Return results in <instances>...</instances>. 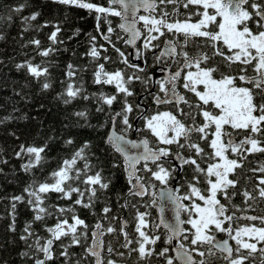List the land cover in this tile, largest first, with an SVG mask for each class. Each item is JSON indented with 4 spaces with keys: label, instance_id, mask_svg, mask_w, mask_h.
Instances as JSON below:
<instances>
[{
    "label": "snow or ice",
    "instance_id": "snow-or-ice-1",
    "mask_svg": "<svg viewBox=\"0 0 264 264\" xmlns=\"http://www.w3.org/2000/svg\"><path fill=\"white\" fill-rule=\"evenodd\" d=\"M52 2L96 12L98 32L99 20L103 16L108 27L106 33L101 32L100 36L119 54L125 65L128 58L113 42L112 34L116 30L107 19L109 16L124 21L118 27L128 36L125 43L135 45L142 40L146 51L161 49L157 60L167 58L177 63L167 78L157 81L159 91L153 95L155 104L172 105L173 110L157 112L145 118L143 131L155 138L154 144H150L147 138L137 142L126 135L132 130L129 116L134 111L127 97L135 95L134 81L146 84L147 78L126 75L120 69L109 72L104 63H98L93 74L95 84L115 87V94H99L98 100L102 105L110 109L118 96L123 95L121 110L109 114L107 123L99 124L98 128L109 129L102 140L112 155L111 168L123 170L125 174L128 188L120 196L123 200L120 208L136 210V239L127 231V219L122 220L117 232L113 223L121 217L112 214L113 208L109 204L102 207V219L92 226L77 214L79 206L96 215L92 210L100 200L98 192L106 194L112 186V179L104 175L105 168L101 166L99 157L90 153L92 142L85 141L50 174L51 183L47 180L34 181L24 187L22 194L10 198L9 231L16 232L17 204L26 205L32 213L20 240L29 249L42 254V258L35 256L34 264H55L57 255L64 258L65 264H81L88 257L94 258V264H117L116 260L105 259L102 254L106 233L116 234L117 240L122 235L120 248L128 250V255L135 252L141 261L159 256L165 259L166 264H173V258L168 256L169 248L159 251L156 248L161 236L150 235L146 231L151 229L150 213L139 211L138 203H134L133 199L150 195L153 199L146 207L155 204L157 185L154 182L167 186L170 180L176 178L175 174L183 172L186 166L190 170V179H183V195L179 194V188L168 187L160 191L161 198L176 205V223L164 224L170 232L166 242L171 244L178 234L188 241V246L180 243L176 247V256L182 264H208L204 258L214 255V249L223 254L227 264H253L257 253L262 257L260 264H264V215L237 216V212L252 209L253 203L264 202V163L249 168L251 176H245L243 171L246 161L252 163L248 161L249 156L264 155V0H108V6L90 0ZM26 6L22 4L14 11L19 13ZM169 6H172L170 10ZM190 6L194 11L179 19L180 7L188 10ZM141 10L146 14L138 15ZM40 16L39 11H34L23 20L31 27V22ZM193 16L197 17L194 22ZM141 23L143 30L138 27ZM47 26L48 22L38 25L39 28ZM53 27L55 30L48 39L55 44L62 29L58 24ZM161 37H165L163 47L161 43H154ZM0 39L3 37L0 36ZM116 39L123 37L117 35ZM90 41L86 54L98 61L107 48L103 44L97 46L96 36H90ZM30 43L40 49L39 39H32ZM54 51V48L48 47L38 51V55L48 57ZM103 59L108 61L111 58L105 55ZM132 67L143 72L138 65ZM16 68L26 70L40 81L42 90L52 87L48 80L49 68L43 63L34 64L26 60L17 64ZM67 76L70 80L76 76L71 64L68 65ZM42 77L45 78L43 81ZM181 89L185 90V94H181ZM186 93H191L195 99L189 98ZM82 94V85L70 82L65 90L67 98L64 103ZM83 98L88 99L87 96ZM139 107V104L135 105L136 109ZM97 111L103 112L104 108H97ZM75 115L85 117L87 113L77 112ZM118 118L123 125L120 131H117ZM66 143L73 144V141L69 139ZM47 148V144L39 147L20 144L16 157L28 158L26 163L21 164V169L28 173L42 167ZM92 157L97 160L96 164L91 162ZM80 161H83L82 166H78ZM237 169L241 170L239 174ZM241 177L245 186L238 188ZM253 178L255 184L249 190L246 185ZM51 193L58 194L59 200L71 201V205L53 207L48 203ZM238 196L243 208L233 203ZM105 199L110 198L105 196ZM181 211L187 213L186 221L179 219ZM53 216L56 222L48 226L47 219ZM241 219L259 221L260 226L256 223L241 226ZM105 221L108 222L107 228L104 227ZM37 222L43 226L47 236H41L34 229L33 225ZM161 223H164L163 220ZM184 223L190 227L182 228ZM234 224L237 226L233 227ZM159 227V224L155 225V228ZM217 233H224L228 238L218 240ZM90 237L91 244L88 243ZM30 240L32 243H28ZM230 240L234 241V245L229 243ZM54 246L59 247L58 253ZM77 246L83 249V256L74 260L69 249ZM106 251L119 257L125 255V252L111 246ZM21 255L28 256L29 253ZM195 256L200 259H195Z\"/></svg>",
    "mask_w": 264,
    "mask_h": 264
},
{
    "label": "trees",
    "instance_id": "trees-1",
    "mask_svg": "<svg viewBox=\"0 0 264 264\" xmlns=\"http://www.w3.org/2000/svg\"><path fill=\"white\" fill-rule=\"evenodd\" d=\"M90 2L108 6V0H90ZM22 4L27 6L21 12H15L14 9ZM171 7L169 6V10ZM34 11H39L41 16L36 21H32L31 27H29L23 17L31 15ZM191 11H194L191 6L188 10L180 7L178 18L184 19V16ZM97 16L98 14L94 11L90 12L87 9L53 3L52 0H0V36L3 37L0 39V121H2L0 123V161H7V163L0 162V170H2L0 171V264H34L35 256L39 255L42 258V254L36 253L34 249H29L28 245L20 240L26 222L32 219V213L26 205L17 204L16 232L8 230L11 223L10 198L22 194L24 187L34 181L44 182L47 180L51 183L50 174L57 170L62 161L68 159L85 141L92 142L90 153H95V157H99L102 162L101 166L105 168L104 175L110 176L112 179V186L106 194L98 192L100 200L92 210L96 215L79 206L76 208L77 214L92 226L102 219L100 211L105 204H109L113 208V215L123 210L120 208V204L123 203L120 196L127 191L125 174L123 170L111 168L112 155L109 154L108 146L102 140L108 128H98L99 124L107 123L109 114L121 110L123 95L118 96L117 102L110 109L107 105H102L98 100L99 94L101 92L109 95L115 94V87L95 84L93 74L96 65L104 63L105 69L109 72L120 69L126 75L136 74L142 79L147 78L146 84L140 81L133 82L132 87L135 95L127 97V100L133 104L134 111L137 112L135 105L139 103V97H141L143 102L149 106L148 114H150L154 108L153 75L156 62L155 55L151 51H145L144 55L139 53L141 63L130 62V45L125 43L127 36L118 27L120 18L109 16L107 19L111 21V26L116 30L112 34L113 42L128 58L127 65L122 63L119 54L100 36L101 32L106 33L108 27L103 16L99 20V32L97 31ZM192 19L194 22L197 17L193 16ZM45 22H48L47 27H38ZM56 24L61 27L62 31L58 34L57 42L53 44L48 37L55 30L53 25ZM117 35L123 39H116ZM90 36L97 37V46L103 44L107 48V52L102 51L98 61L86 54L91 45ZM164 38L161 37V40ZM32 39L41 41L39 50L30 43ZM48 47L54 48L55 51L48 57L38 55V51ZM139 47H142V40L139 41ZM105 55L111 59L105 61L103 59ZM26 60H30L34 64L43 63V66L49 68L50 77L48 80L52 84L50 89L42 90L40 81L31 77L26 70L16 68L17 64ZM69 64L73 65L76 71V76L71 80L67 76ZM132 65H138L143 69V72L138 71ZM44 79L42 77L41 81ZM70 82H75L78 86L82 85L83 94L70 100L69 103H64L67 98L65 90ZM84 96H87L88 99H84ZM100 107L104 108L103 112L97 111V108ZM77 112H86L87 115L78 117L75 115ZM134 113L130 114V117ZM69 139L73 141V144L66 143ZM20 144L37 147L48 145L42 167L28 173L21 169V164L26 163L28 158L16 157L15 153L19 151ZM90 153L88 154L90 155ZM95 157L91 158L93 164L97 163ZM116 159L119 160L120 157L117 155ZM82 165L83 161L78 162V166ZM249 168L252 166L246 161L243 169L245 176L252 175L248 171ZM240 172L241 170H238L237 173ZM182 175L190 176L187 166ZM241 180L244 178L241 177ZM253 180L255 179L253 178ZM253 180L246 185L249 190H252L255 184ZM181 182L183 183V179ZM57 196L56 193H51L49 196L48 203L53 207L71 205V201L59 200ZM105 196L110 199L106 200ZM233 203L244 207L239 196ZM254 207L263 210L264 202L262 204L256 202L253 204ZM55 222V216L47 219L48 226L54 225ZM33 227L41 236L48 235L44 232L40 222L34 224ZM90 240L91 237L88 243ZM28 243H32V241L30 240ZM54 250L58 253L60 249L58 246H54ZM23 252H28L29 255L22 256ZM69 253L75 260L83 256V249L78 246L73 247L69 249ZM87 260H82L81 264H85ZM55 264H65L64 258L57 255Z\"/></svg>",
    "mask_w": 264,
    "mask_h": 264
},
{
    "label": "flooded vegetation",
    "instance_id": "flooded-vegetation-1",
    "mask_svg": "<svg viewBox=\"0 0 264 264\" xmlns=\"http://www.w3.org/2000/svg\"><path fill=\"white\" fill-rule=\"evenodd\" d=\"M141 27L143 30L142 23H141ZM164 39H162L161 41L154 42V43H161V45H162V41ZM141 49H142L143 55H144L146 50H144L143 47H141L140 52H141ZM151 52L153 55H155V57H154L155 62H156L155 68H154V70L156 72L155 74L157 75L158 73H162V74H158L157 76H155L156 77L155 81L153 79V82H154L153 91H154V94H156L159 91L157 81L167 78L164 75V72H165L164 65L169 64V68H167V67H165V68L167 69V72L170 74V70L171 71L175 70L177 62L176 61H169L167 58H162L160 60H157L156 57L159 55L160 49H154ZM153 77H154V75H153ZM180 91H181V94H185V90L181 89ZM186 94L189 98L195 99V97L192 96L191 93H186ZM138 104L140 105V107H139V109H137V112L133 111V113L135 112L134 115L133 116L131 115V117L129 116V122L132 125V130L128 131L126 135H129L131 138H136V139L141 138V137H147L150 141V144H154L155 138L152 137L150 134H146L145 131H143L144 130V124H145V118L147 116L156 114L157 112H164V111L173 110V106L172 105H164V104L157 105L154 103L153 111L150 114H148L149 106L145 102H143L141 97H139V103ZM122 128H123V125L119 122V118H118L117 131L122 130ZM105 129H107V128H105ZM137 130H140V131H137ZM108 131H109V129L107 130V132ZM229 131H231V129H229ZM248 160L252 161V163H250L252 167H256V166H258V163H264V155L255 154V155L249 156ZM173 163H175V162H173ZM238 170H240V169H237V172H238ZM175 175H176V178L173 180H170L169 185H167V186L161 185V184H159V182H154L157 185V188H156L157 197H156V203L155 204H152L150 207H146V205L151 204V200L153 199L150 195L146 196L142 199L139 197L134 198L133 202L138 203L139 211H141V212L148 211L150 213V216L148 219L151 223V229H146V231H148L150 235H160L161 236V240L158 241L157 245H156L157 250L159 251L161 248H164V247L169 248L168 256L173 258V264H182L181 259L176 256V247L180 243H184L185 246H188V241L183 240L182 235L178 234V236H176L173 239L171 244L166 242L167 237L170 235V232L166 227H164L165 223L160 222V214H159L158 208L156 206L157 203L161 202L159 194H158L160 187H162V188H168V187L179 188V194H181V195L184 194L185 188L181 187V185H182L181 179H184V178L190 179V176L189 175H182V172H178ZM230 178H232V177H230ZM254 181L255 180H253V182ZM244 186H245L244 180H241V183L237 185L238 188H243ZM127 188H128V185H127ZM185 203H187V202L185 201ZM257 203L262 204L263 202L258 201ZM166 214L164 213V215H163L162 220L164 222L173 223V224L176 223V210L172 214V216L174 215L175 219H173L171 221L167 220V217L170 214L169 215H166ZM114 215L121 217V220L115 221L113 223V226L117 228V232H119V228H120L122 220L127 219L128 220L127 231L130 233V235L135 240L136 239V233H135L134 229H135V224H136V220H135L136 210L135 209L131 210V208L123 209L122 211H120V213L114 214ZM248 215H264V209L262 210V209H257L255 207L254 208L252 207V209H250V210H246L243 212H237V216L242 217V216H248ZM180 217H181L182 221H186L188 219L187 213H185L183 211H181ZM252 223H256L257 226H260L259 221L252 222V221H248V220H244V219H241L239 221V224L241 226L250 225ZM157 224L160 225V227L158 229L155 228V225H157ZM107 226H108V222L105 221L104 227L107 228ZM235 226H237V225L234 224L233 227H235ZM189 227H190V225H188L186 223L182 224V228L187 229ZM216 235H217L218 240H223V239L228 238L226 236V234H224V233H217ZM122 241H123L122 235L119 236V240H117L116 234H107L106 233L104 235V237H103L104 250H103L102 254L105 256V259H109V258L114 259L117 261V264H166L165 259L163 257H159V256H153L149 261H141L138 259L137 254L135 252H132L131 255H128V250L120 248V242H122ZM229 243L234 245V241L230 240ZM89 244H91V240H90ZM109 246H111L114 249H117L119 251L125 252L124 257H119L115 254H108L106 250ZM133 247H135V244L133 245ZM213 251H214V255L206 256L204 258L208 262V264H227V262L223 258V254L221 252H219L215 249ZM194 258L197 260L200 259V257H198V256H195ZM261 259H262V257L260 256L259 253L255 254V259H254L253 264H260ZM85 264H94V258L89 257V259L87 260V262Z\"/></svg>",
    "mask_w": 264,
    "mask_h": 264
},
{
    "label": "water",
    "instance_id": "water-1",
    "mask_svg": "<svg viewBox=\"0 0 264 264\" xmlns=\"http://www.w3.org/2000/svg\"><path fill=\"white\" fill-rule=\"evenodd\" d=\"M142 12H144V11L141 10L140 13H142ZM140 13H138V15H139ZM123 22H124V21L120 18L118 25H119L120 23H123ZM138 27H140V28L142 29L141 24H138ZM122 31H123V30H122ZM123 32H124V31H123ZM124 33H125V32H124ZM125 34H126V33H125ZM126 36H127V34H126ZM127 38H128V36H127ZM139 41H140V40H138V41L136 42L135 45H130V48H129L130 62H132L133 64L141 63V62H142L141 58H139V52H140ZM161 47H163V45H161ZM160 50H161V49H160ZM165 67L169 68V64L164 65V70H165L164 75H165L166 77H168L169 73L167 72V69H166ZM155 73H156V72H155ZM155 73H154V77H153L154 81L156 80V77H155V76H157L158 74H162V73H158V74L156 75ZM127 138L139 142V141H141L142 139L147 138V137H141V138L136 139V138H131L129 135H127ZM147 139H148V138H147ZM170 188L176 189L175 187H170ZM161 189H165V188H162V187L159 188V193H158V194H159V197H160V191H161ZM160 200H161V202H159V203L156 204V206H157V208H158V211H159V214H160V222H161L162 219H163V215H164V213L166 214L167 212H168V213H167L166 215H169V214H170V215L167 217V220H170V221H171V220L175 219V218H174V215L172 216V214H173L174 211L176 210V205H175L172 201L167 200L166 198H161V197H160ZM161 209H163V211H161ZM179 219L182 221V219H181L180 216H179ZM163 222H164V221H163ZM164 223L167 224L168 222H164ZM181 227H182V225H181ZM177 236H178V235H177Z\"/></svg>",
    "mask_w": 264,
    "mask_h": 264
},
{
    "label": "rangeland",
    "instance_id": "rangeland-1",
    "mask_svg": "<svg viewBox=\"0 0 264 264\" xmlns=\"http://www.w3.org/2000/svg\"><path fill=\"white\" fill-rule=\"evenodd\" d=\"M144 14H146L145 12H142V13H140L139 15H144ZM139 53H141L142 55H143V51H142V49H141V52H139Z\"/></svg>",
    "mask_w": 264,
    "mask_h": 264
}]
</instances>
